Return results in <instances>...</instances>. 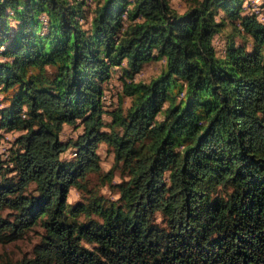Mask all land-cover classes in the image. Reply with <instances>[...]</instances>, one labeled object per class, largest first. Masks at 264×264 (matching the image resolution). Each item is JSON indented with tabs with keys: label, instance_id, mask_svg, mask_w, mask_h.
I'll return each instance as SVG.
<instances>
[{
	"label": "trees",
	"instance_id": "obj_1",
	"mask_svg": "<svg viewBox=\"0 0 264 264\" xmlns=\"http://www.w3.org/2000/svg\"><path fill=\"white\" fill-rule=\"evenodd\" d=\"M247 1L0 0V143L17 132L0 237L41 228L32 255L0 264H264V1Z\"/></svg>",
	"mask_w": 264,
	"mask_h": 264
},
{
	"label": "rangeland",
	"instance_id": "obj_2",
	"mask_svg": "<svg viewBox=\"0 0 264 264\" xmlns=\"http://www.w3.org/2000/svg\"><path fill=\"white\" fill-rule=\"evenodd\" d=\"M90 7L92 8L95 4V0H90ZM171 4L176 7L179 11L186 10L191 3V0H170ZM264 0H248L247 6L260 8L261 3ZM91 13L89 12V15ZM232 25L227 24L223 33L217 36L216 45L220 52L224 50L226 39L228 34L232 31ZM240 40V37L237 38ZM162 68L161 61H151L145 65L142 71L137 73L136 78L149 81L153 76H155ZM122 85V81L117 75L112 79L111 82V91L109 93L110 99L112 100V104L110 105L111 108H114L117 103V96L114 94L115 92L118 93ZM109 95H107L109 97ZM109 103L111 101H108ZM124 106L126 107L129 104V97H125L124 99ZM81 128H75L72 125H66L65 129L63 130L62 136L64 140H70L77 137V134ZM17 132L8 131L4 135V138L1 140L0 143V152L6 153L12 147L13 140ZM71 148H69L66 152L67 155H70ZM98 151L101 154V166L104 172L110 171L113 166L114 162V154L111 149L105 143H100L98 147ZM124 178L123 172L120 170L119 167H114L113 170V183L121 182ZM89 185L91 188L98 191L100 194L110 198L116 199L118 198L119 194L115 191L114 187L107 182V180L103 179L97 172H92L89 175ZM68 200L72 203L81 202L83 197L80 194V191L76 187H72L68 196ZM41 236V228L36 227L34 229H30L27 231L21 238L11 241H5L3 237H0V258L11 257L14 259L22 258L25 255H32L33 248L35 244L39 241Z\"/></svg>",
	"mask_w": 264,
	"mask_h": 264
}]
</instances>
